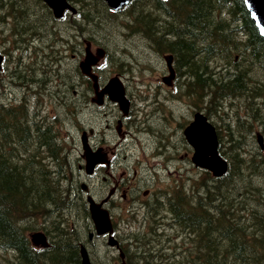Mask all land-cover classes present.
Returning <instances> with one entry per match:
<instances>
[{
  "label": "trees",
  "instance_id": "obj_1",
  "mask_svg": "<svg viewBox=\"0 0 264 264\" xmlns=\"http://www.w3.org/2000/svg\"><path fill=\"white\" fill-rule=\"evenodd\" d=\"M27 1L19 0L18 11L27 10ZM70 1L89 25L110 13L104 0ZM42 4L33 1L41 15ZM130 6L127 18L136 23L129 29L160 52L174 55L179 70L194 78L181 81L178 89H185L189 98L209 99L205 107L196 101L198 109L211 118L231 99L239 104L219 123L225 128L219 151L229 162L228 172L215 177L201 170L199 180L182 176L165 189L169 193L165 209L158 199L147 202V232L123 239L127 263L264 264V159L252 150L254 131L258 126L264 129V37L243 0H135ZM41 15L39 22L23 23L27 33L43 29L54 33V26L43 24ZM49 18L54 19L50 14ZM28 122L23 109L0 104V264H80L86 231L79 239L70 217L59 214L75 210L89 228L86 204L73 197L71 188L62 187L61 167L52 172L40 154H15L16 141L23 143L27 137ZM49 150V158L59 164L60 152L53 146ZM163 210L170 218L154 221L157 211ZM39 219L49 235L46 248L34 246L29 237Z\"/></svg>",
  "mask_w": 264,
  "mask_h": 264
},
{
  "label": "flooded vegetation",
  "instance_id": "obj_2",
  "mask_svg": "<svg viewBox=\"0 0 264 264\" xmlns=\"http://www.w3.org/2000/svg\"><path fill=\"white\" fill-rule=\"evenodd\" d=\"M9 1L10 0H6L5 2L4 0H0V10H2L0 11V14L4 16L5 21L7 23H9L10 19H12L11 21L14 20V24H16L17 26L22 25L21 30L16 29L14 31H16L20 35L32 36L29 41H27L24 36H21V41L24 43V46H15V49L18 52V68L20 70H25V66L22 62L23 60H21V53L19 55L20 49H22V51H25L26 48L28 50L29 47H31L32 45V56L34 58L36 57L33 63L34 66H36L37 68L44 69L46 74H48V71L58 72V83L63 85L66 89H71L72 93H74V96H77V88L81 89L80 93L78 92V95L80 94L82 97L80 103H74L71 101L67 103V100L60 101L61 106L65 109L63 113L66 116L76 117L78 115L77 108L80 107L79 112H82L84 109L89 108L87 112H89L92 116H96L97 118L102 117L104 118V121L108 123L107 125H104V128L102 130H96V128L93 126L88 127L85 126L83 122H79V146L78 148H76L75 144H73L74 153L73 151H67L65 142L66 138H64L62 134L58 131L57 121H54L53 124L47 121V119L49 118V113L46 109V106H48L47 100L45 97H43L41 92L35 86L39 82V79L36 76H34L32 79H23L17 75H14V77L16 78L17 76V78L11 79V83H14L15 89L20 92V94H14L13 101L10 104H12L18 111L20 109H23L24 114L27 112L29 124H32V122L36 123V127H33V131L28 132L27 137L23 143H18V141H16V155L19 156L22 154V152L26 151L28 153H37L44 156H48L50 154L49 146H53L55 150L57 149L60 152L61 159L59 166L63 170L64 165L68 161H71L70 153L73 154L76 157L77 169L79 172L78 178L75 179L72 167L70 170L71 173H67L64 175L66 179L65 182H67V184L71 187H75L76 185L82 187L83 183L85 182V180L81 178V175L83 173L85 176H87V183H89L92 188V194L99 202H102L103 199L96 196V185L94 187V184L91 183L89 178L94 176L97 171L104 170L105 172H108L111 167L117 168L119 164H123L126 167L131 166L132 164L139 167L142 166V164L145 163L146 160L137 157L136 153L137 151L143 149L148 145L152 150V145L154 146L155 152L154 154L152 153L151 157L159 156L160 160L163 161L166 166L165 168L161 169L168 170V166L170 164L173 165L172 163L176 161L173 156V153L170 154L168 152L169 148L167 147V144H165L164 141L167 142L170 137H174V132L173 130H171L172 126L174 125V121H178L179 119L178 110L180 108H184L181 106L182 104L176 102V99L172 101V105H162L167 101H171L170 97L175 96L176 89L180 85L179 81L181 73H178L179 68L174 62V59L173 63L175 64L174 66L176 69V73L172 83L166 85L163 83L157 84V88L155 89L156 91H154L150 87V85H148V90H152L155 92L154 96L152 97L153 99L148 97L141 98V95L138 98L133 97L131 93V81L133 78L130 77L131 75H129V73L131 71H136L138 68L140 70H144L148 66H155V64H153L152 62L149 63V60H145L143 57L124 58L119 55L118 58H115L114 55H111L105 49H103L104 51L102 50L103 53L101 54L100 45L94 44V42L98 43L97 40H94L93 43L85 39L81 40V42H78L79 36L81 38L84 37L85 30L83 29L82 24H86V22H83V20L80 18L73 19V17H71L72 19H70L69 22V25L75 29V36L72 37L71 35H69L68 39L64 40L62 37H59L57 34L54 33V39L51 40L47 45L43 47L36 46L35 44L38 42L36 37L40 36H36L34 32L27 33L26 31H24V26L26 24L23 25V23H20L22 19L26 20L29 17L28 10L18 11L19 6H21L19 0H15L13 4H10ZM45 6L48 7L46 4L39 5L43 12L42 15L47 18L46 20L42 19V22L43 24L48 26L52 22L50 21L49 13L46 12ZM43 8H45V10H43ZM42 15L41 18L43 17ZM66 21L67 18H64L62 20V22ZM0 23L2 22L0 21ZM66 24L68 23L66 22ZM51 26L55 27V24ZM156 44H158V42H156ZM160 44L161 43H159V45ZM52 47L57 48L59 50L60 59L58 67L49 68L45 67V65L47 64V55L45 54L42 59L39 60V53L43 52V49L47 50V48ZM152 50L155 51L154 48ZM86 52H89L91 54L94 53L95 55L94 58L88 59V62L97 59V57H99V52L100 55H102L100 61L91 68V71H93V74H95V76L97 77V84L99 90L96 89V83L89 76L85 75L82 70V67L80 66L82 61H84L85 59ZM3 54L5 53L3 52ZM65 54H68V56ZM82 55H84V57H82ZM154 55L155 61L158 64L163 63L165 57L163 58L162 55L158 54ZM107 58L117 60L118 62V68L115 70L114 76L121 77L124 82L126 90L125 94L129 100V103L127 105L123 104L121 101H113L109 98L108 95L102 94V88L105 86L107 80L113 77V75H111L108 78H105L102 77L100 73L102 70H104L101 67L100 63L102 62V60L105 61V59ZM68 59L70 61H73L72 65L70 66L72 78L69 86L66 85V82L63 79V75L68 74L62 73L67 70L66 64ZM142 63H144V65H142ZM162 88L169 89V97L163 93L164 89ZM1 90L2 96L5 95L4 93L6 92H13L9 89L8 83H2ZM66 93L67 91L64 92L65 95ZM33 96L36 98V103L33 106L31 105V107H29L30 98ZM173 102H175V104ZM198 106L200 107L201 105ZM186 107L189 109L187 115V122L189 123L192 121L196 112L198 111L196 101L189 98ZM203 112L205 113V111ZM177 124H179V122ZM181 126L182 125L180 124L179 127ZM100 131H102V133ZM103 133H105V135H103ZM113 133L117 135V138L112 136ZM83 135L86 141V147L88 148V153L94 154L95 159L97 161V164L94 168V174L91 176L87 175L85 172V164L87 158L85 155L84 144L81 139ZM13 136H15L13 138L14 141L16 135L13 134ZM17 139L18 138H16V140ZM48 142L52 143L48 144ZM133 145L134 147H137L138 150L136 149L135 151H132ZM173 147H175V145H173ZM143 155H145V152H143ZM186 156V159L184 163H182V165L176 164L177 167L174 168V172L176 171L177 173H179L183 170L186 174L184 176L187 178H191L192 174H194V170L191 169L192 165L189 166L191 161L189 156ZM45 162L50 166L52 165V162L48 157L46 158ZM155 167L158 168L157 166ZM153 171H156V169H153ZM189 172L191 174H189ZM162 174L164 177L162 178L161 175L158 174V178H169L171 180V185L175 182H179V176L173 177L171 174L165 177L164 171L162 172ZM115 185L120 189L121 183H116ZM116 187L111 188L109 193L116 194L118 189ZM134 188L139 189L140 185H138L137 187H133V189ZM148 193H152V185H150V188L145 189L143 191L144 195ZM121 199L131 204L132 199L129 198L128 194H126L125 191L121 194ZM137 199L138 198H135V200ZM108 204L112 205L113 207L116 206L115 203L110 199L107 201L106 205ZM116 226L119 230H117V228L115 227V237L121 239V228L117 223ZM106 239L107 235L103 236V238H99L98 240L104 241Z\"/></svg>",
  "mask_w": 264,
  "mask_h": 264
},
{
  "label": "rangeland",
  "instance_id": "obj_3",
  "mask_svg": "<svg viewBox=\"0 0 264 264\" xmlns=\"http://www.w3.org/2000/svg\"><path fill=\"white\" fill-rule=\"evenodd\" d=\"M4 1L6 2V0ZM26 9L28 10L29 17L26 20L22 19L21 23L39 22V18L37 17V15L40 16L41 12L39 11L38 8L33 7V0L27 1ZM35 9L37 10L36 15L34 14ZM122 13H125V12H122ZM122 13H119V14H122ZM113 14L114 13H109V12H106V14L102 13L101 15L102 20L101 18L95 19L93 24L91 25L82 24V27L85 30L84 32L85 38L84 37L81 38L79 36L78 42H81V40L85 39L93 43L94 40H97L98 43L94 42V44H99L100 47L104 48L105 50H108L111 55H114L115 58H118L119 55L121 56L123 49H125V51L127 52L126 58H130L134 56L137 58L143 57L145 60H149L150 50L148 49L147 44L146 43L143 44L144 47H146L147 49V52L145 54L142 49V45H141L143 41L139 40V38L135 35H134L135 37L131 39L133 36L129 35L128 31L124 29L123 24L125 23V21L121 19V17L120 19L116 20V16H114ZM0 21L2 22L0 23V50L4 52L6 55V60L3 65L2 72L0 73V90H1L2 83H8L9 85V82H11V79H16L17 76L23 79H32L34 76H36L39 79V82L35 86L41 92L43 97L46 98L47 103H48V106H46V109L48 110V113H49V118L47 119V121L51 124H53L54 121H57L58 131L62 134L64 138H66L65 140L66 150L73 151L74 153L73 144H75L76 148H78L79 146L78 144V136H80L79 128H78L79 122H83L85 126H88V127L93 126L96 128V130H102L104 128V125H107L108 123L104 121V118L102 117L97 118L96 116H92L89 112H87L89 108H86L82 112H79V108H80L79 107L77 108L78 115L76 117L66 116L63 113L65 109L61 106L60 101L67 100V103L70 101L74 103H77V102L80 103L82 97L80 94L78 95V92L80 93L81 89L77 88L78 90L77 96H74V93H72L71 89H68V88L66 89L64 88L63 85L58 83V77H57L58 72L48 71V74H46L44 69L37 68L36 66H34L33 63L36 57L34 58L32 56L33 55L32 45L31 47H29L28 50L26 48L25 51H22V49H20L19 51V55L21 53V60H23L22 62L25 66V70H20L18 68V63H17L18 52L16 51L15 46L17 45H20L22 47L24 46V43L21 41L22 39L21 36H24L27 41H29V39H31L32 36L31 35H20L16 31H14L16 29L21 30L22 25L17 26L16 24H14V20L11 21V19H10V22L7 23L2 14H0ZM66 22L68 24H66ZM66 22H62V21L58 22L55 24V27H54V33L57 34L59 37H62L64 40H67L69 35H71L72 37L76 35L75 29L69 25L70 16L67 17ZM53 24L54 23H50L48 26L50 27ZM98 25L102 27L101 29H103L102 35H99ZM25 30L26 29H24V31ZM38 32L40 34H36V36H40V37L35 36L36 39L38 40V42L35 44L36 46L43 47L47 45L51 40L54 39V33L51 34L50 30L43 29ZM124 34L126 36H124ZM83 48H84V45H83ZM52 49L53 47L47 48L48 52L46 49H43V52L39 53V60H41L45 54L47 55V60H46L47 64L45 65V67L51 68V67L59 66L60 55L58 54L57 51L52 50ZM65 55L68 56V54H65ZM82 57H84V55H82ZM72 63L73 61H70L68 59L67 64H66L67 70L62 72L63 74H68V75H63V79L65 80L66 85L68 86L70 85L71 78H72L71 70H70V66L72 65ZM100 64H101V67L104 69L100 72L102 77L108 78L111 75L114 76L115 70L118 68L117 60L107 58L105 59V61L102 60ZM142 65H144V63H142ZM16 67H17V70H16ZM159 72H160L159 69H154V67L152 66H148L147 68H145V70H140L138 68L136 71H133V72L131 71L129 75H133V79L131 81V84H132L131 93L133 97L138 98L141 95V98H145V97L152 98L155 94L154 91H156L155 89L157 88L155 82H160L158 80ZM14 75H17L16 78L14 77ZM193 79L194 78L191 75V80ZM147 84L150 85V87L154 91L148 90ZM9 89L12 90L13 92L11 93L6 92L4 96H0L1 102L8 103L9 100L13 101L14 94H20V92L10 87V85H9ZM65 91H67L66 95L64 94ZM163 93L169 97V89H164ZM185 95H186L185 89H181V90L179 89L178 92H175L174 97H170L171 101L165 100L167 102L162 104V105H172V101L177 98L178 100H176V102L178 103V101H180L179 104H182L181 106L184 107L178 110L179 119L178 121H174V125L172 126L171 130H173L174 132V137L173 136L170 137L167 142L164 141L165 144H167V147L169 148L168 152L170 154L173 153V156L176 161L172 163L173 165L170 164L168 166V170L161 169V168H165L166 166L163 163V161L160 160L159 156L151 157L152 152L154 150V146L152 145V148H153L152 150L150 146L148 145L144 147L143 149L137 151L136 153L137 157H140L146 160V162L143 163L142 166L138 168V177L135 175L136 166L134 164L128 167L124 166L123 164H119L117 168L111 167V169L108 170V172H105L104 170L97 171L94 176L89 178L91 183L94 184V187L96 185L95 194L97 197L106 196L111 188L116 187L115 185L116 183H121L120 189L116 187L118 189L114 196L115 199L113 200L116 206L113 207L112 205L108 204L106 205V208L110 211L113 220L120 226L121 231H122L121 233L123 236H124V229L126 226L125 223L129 225L131 223V228L129 230L130 231L129 234L131 233L130 234L131 236L132 234L137 232L138 227H141V225H139V221L143 219V215L141 213L138 214L139 220L137 222L135 221L136 216L134 214L132 216L130 215L128 211H130L131 206H129V208L127 209L126 202L121 200L120 198L121 194L124 191L127 194H131L132 191H134L133 194H136V188H134L133 190V187H137L138 185L148 186V187L152 185V188H154L158 192L168 189V186L171 185V180L169 178L168 179L167 178L166 179L156 178V176H154L153 169H156V172L159 173L162 178L164 177L162 174L163 171H164L165 177L172 174L173 177L179 176V178H181L182 176L186 175L184 171H180L179 173H177L176 171L174 172V168L177 167L176 164L182 165V163H184L185 161L184 159L187 157L186 155H188L189 157H191L192 155V149L189 146V144L186 142L184 135H183L184 128L188 123L187 115L189 112V109L186 107L187 101L189 100V96H185ZM190 99L197 101L198 105H201L200 107H205V104H207V106L210 104L209 99L205 101L200 98L196 99L195 96H191ZM35 100L36 98L34 96L30 98L29 107H31V105L33 106L36 103ZM233 100L231 99V102L229 101L226 102L227 105L225 106V108H222V110H217L218 111L217 115H211V118H210L212 122L217 121L216 124L219 126V129L221 130L222 135H225V128H222L219 123H222L221 120L224 119L226 114H230V113L234 114L236 111V108H238L237 105L239 104V102L235 99ZM173 103L175 104V102ZM223 110H225V114ZM198 111H203V110L198 109ZM178 122L179 124H177ZM180 124L182 125L181 127H179ZM100 132L102 133V131ZM258 133H261L264 135L262 129H259V128L257 130V134ZM103 135H105V133H103ZM112 136L117 138V135L115 133H113ZM252 137L253 136H251V138ZM252 144H253L252 150L255 148L256 151L259 152V155L262 157V159H264V150L260 149L258 142L256 140H253ZM173 145H175V147H173ZM136 149L138 150V148L134 147L133 145L132 151H135ZM143 152H145V155H143ZM70 160L71 161H68L65 164L63 171L65 174H67L73 167V175L75 179H77L79 172L77 169L76 157L71 153H70ZM155 166H157L158 168H156ZM57 169L58 167L54 165L53 170H57ZM189 174L191 173L189 172ZM200 175H201V171L196 170L195 171L196 180H199ZM134 177H137V178H134ZM81 178L85 180V182L87 183V176H85L83 173L81 175ZM53 180L57 181V177H54ZM63 180L64 179L61 178L58 181L65 183L64 182L65 180L64 181ZM244 182L245 181H243L242 184H245ZM66 186L67 184H64V187ZM251 187H254V185L251 184ZM129 198H131V196ZM165 201L166 200H164L162 203L163 209H165V205H164ZM135 208L136 207L133 206L132 210H135ZM160 214L170 217L169 213L168 212L166 213L164 210L163 212L161 211ZM61 215L64 217H70L71 219L70 221H73L74 225L77 227V230L79 232L78 233L79 239H81L80 237L81 232L85 229L86 236L83 237V240L84 242H87L89 232L93 231L91 220L89 219V223H91V225L88 228L86 221H84L83 215H78V212L75 210L72 211L71 214L68 213V210H65V213L59 214V216ZM54 216H56V213H54ZM35 225L38 226V228H35V230H33L31 233L39 232V231L45 232L41 227V225H43V221H40L39 219ZM87 229H90L89 232H87ZM144 231L147 232L145 229ZM73 235H74L73 238H76V234H73ZM95 238L96 237L94 235L93 240ZM89 246H90L89 249L91 252V256L92 258H94V260L95 259L97 260L98 264H120V261H118V251H116L113 248H109L107 246V241L98 240L97 242H94L91 245L89 244ZM108 254L110 255V257L107 256ZM113 259H115V261Z\"/></svg>",
  "mask_w": 264,
  "mask_h": 264
},
{
  "label": "water",
  "instance_id": "obj_4",
  "mask_svg": "<svg viewBox=\"0 0 264 264\" xmlns=\"http://www.w3.org/2000/svg\"><path fill=\"white\" fill-rule=\"evenodd\" d=\"M110 8L118 10L130 3L132 0H105ZM249 14L254 21L259 33L264 37V0H244ZM45 2L53 9L56 17H61L65 10L75 12V8L67 0H45ZM2 57L0 56V64ZM85 72H87L85 70ZM95 79V77H94ZM104 92L110 94L112 99L120 100L127 105L124 97V89L118 78L109 81L105 86ZM185 137L188 143L193 147L194 154L192 157L196 166L205 168L212 172L214 176L220 177L227 173L228 162L219 153V141L215 127L209 122L207 117L201 113L195 115L194 120L184 130ZM261 142V138H260ZM89 158V155H88ZM90 168L97 163L96 159L91 160ZM90 214L94 222L98 234L112 233L113 227L109 213L97 205L90 197ZM31 240L34 245H47V237L42 232H37L31 235ZM116 241L110 237L109 245H116ZM121 257H124L121 254ZM81 264H92L87 250L81 249Z\"/></svg>",
  "mask_w": 264,
  "mask_h": 264
},
{
  "label": "bare ground",
  "instance_id": "obj_5",
  "mask_svg": "<svg viewBox=\"0 0 264 264\" xmlns=\"http://www.w3.org/2000/svg\"><path fill=\"white\" fill-rule=\"evenodd\" d=\"M12 20V19H11ZM227 65V64H226ZM50 70V69H49ZM262 70V69H261ZM26 75V74H25ZM220 101V100H219ZM34 117V116H33ZM227 117V116H226ZM44 119V118H43ZM35 131V130H34ZM40 134V133H39ZM35 139V138H34ZM69 164V163H68ZM65 166V165H64ZM51 174V173H50ZM64 181V180H63ZM213 188V187H212ZM70 201V200H69ZM178 218V217H177Z\"/></svg>",
  "mask_w": 264,
  "mask_h": 264
}]
</instances>
